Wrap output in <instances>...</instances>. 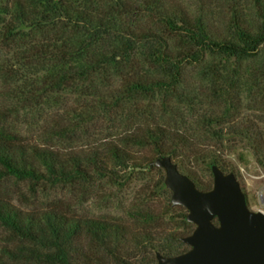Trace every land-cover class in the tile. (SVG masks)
I'll return each mask as SVG.
<instances>
[{
    "label": "trees",
    "instance_id": "trees-1",
    "mask_svg": "<svg viewBox=\"0 0 264 264\" xmlns=\"http://www.w3.org/2000/svg\"><path fill=\"white\" fill-rule=\"evenodd\" d=\"M256 8L260 23L254 29L234 22L231 35L220 37L203 12L192 16L174 0H0V19L9 18L1 27L0 46L13 49L22 66L35 61L43 67L41 76L24 67L28 73L14 87L18 96L49 97L71 87L86 89L91 97H105L115 107L140 97L202 104L207 96L193 87L186 66L202 63L206 54L221 56L220 66L205 76L211 82V106L216 109L199 114L198 120L226 125L230 134L248 141L264 166V129L238 115L243 97H258L264 104V63L241 70L243 61H255L264 46V0H257ZM144 16L163 24L169 34L182 35L194 50H172L166 38L141 25ZM126 141L149 145L155 155H168L174 162L187 157L209 166L217 164L227 172L224 160L215 151L198 147L186 131L154 125L130 133ZM110 156L102 157L98 151L61 156L0 136V178L69 181L87 178L92 170L111 176L110 160L141 168L138 159L118 147H112ZM186 175L199 187L191 173ZM0 222L29 243L24 247L27 254L48 264H108V259L114 264H135L123 252L124 245L138 243V237L120 222L56 210L26 212L4 201H0ZM188 225L186 235L194 228ZM181 237L175 240L181 243ZM187 248L159 244L156 249L175 255ZM101 251L104 256L99 257ZM16 255L0 250V264H17L20 257Z\"/></svg>",
    "mask_w": 264,
    "mask_h": 264
},
{
    "label": "rangeland",
    "instance_id": "rangeland-1",
    "mask_svg": "<svg viewBox=\"0 0 264 264\" xmlns=\"http://www.w3.org/2000/svg\"><path fill=\"white\" fill-rule=\"evenodd\" d=\"M174 1L192 16L203 12L211 19L220 37L231 35L234 22L247 29H254L260 23L257 0ZM8 21L7 16L0 19V43L1 27ZM141 25L166 38L172 50H194L182 35L169 34L154 18L144 16ZM23 29L26 31L27 27ZM13 51L0 46V136L50 149L61 156L98 151L102 157H111L110 150L115 146L138 159L141 168L110 160L111 176L92 170L87 178L57 182L3 175L0 178V201L9 202L26 212L56 210L69 216L123 223L138 237V243L130 241L124 245L123 254L132 257L135 264H156L155 253L159 244L187 248L186 244L175 240L186 235L189 226L185 218L187 210L172 204L171 191L164 183V169L149 165L157 157L152 148L128 143L126 137L142 128L159 125L171 131H186L198 147L215 151L224 160L227 172L235 174L248 207L264 212V166L256 160L248 141L230 134L224 124L210 125L198 120L199 114L216 109L211 106L213 90L205 76L209 70L220 66L223 57L206 54L202 63L186 66L193 87L201 89L203 96H207L202 104L166 97H140L115 107L106 103L105 97H91L86 95V89L79 87L80 90L70 87L54 91L48 94L49 97L18 96L14 87L20 85L28 73L24 67L39 76L44 70L33 59L32 65L22 66ZM263 63L264 46L255 61H243L241 70L246 65ZM229 64L235 65L231 61ZM78 85L82 86L81 83ZM241 106L238 115L249 117L264 129V104L258 97H243ZM175 162L180 172L192 174L199 189L211 187L213 175L207 163L187 157ZM28 245L0 222L1 251L17 253L16 257H20L17 264H48L27 254L24 247ZM98 256H104L102 251ZM108 261V264L115 263L112 259Z\"/></svg>",
    "mask_w": 264,
    "mask_h": 264
},
{
    "label": "water",
    "instance_id": "water-1",
    "mask_svg": "<svg viewBox=\"0 0 264 264\" xmlns=\"http://www.w3.org/2000/svg\"><path fill=\"white\" fill-rule=\"evenodd\" d=\"M149 165L164 169L172 204L183 206L194 225L180 238L188 249L175 255L156 252V264H264V212L248 207L233 172L211 165L212 185L202 190L168 155Z\"/></svg>",
    "mask_w": 264,
    "mask_h": 264
}]
</instances>
